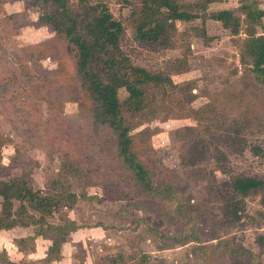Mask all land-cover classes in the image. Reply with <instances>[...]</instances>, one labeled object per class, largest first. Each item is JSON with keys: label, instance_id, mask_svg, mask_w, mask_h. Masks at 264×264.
Instances as JSON below:
<instances>
[{"label": "rangeland", "instance_id": "obj_1", "mask_svg": "<svg viewBox=\"0 0 264 264\" xmlns=\"http://www.w3.org/2000/svg\"><path fill=\"white\" fill-rule=\"evenodd\" d=\"M130 1L87 0L104 5L121 24L120 47L133 65L161 72L174 84L165 88L164 98L152 93L151 114L136 119L138 126L130 132L152 183L160 190L170 188L171 194L140 192L110 162V176L102 179L114 186L106 188L115 191L112 198L103 196L101 178L85 186L79 175H71L66 181L69 192L77 196L75 203H58L46 221L69 220L92 231L86 244L67 242L63 249L69 264H97L114 254L124 256L126 264H264L262 191L242 199L235 222L225 220L221 202L230 177L264 180L263 85L251 73L250 62L239 60V38L208 18L175 22L166 48L136 42ZM238 2L212 3L207 13L237 8ZM39 13L32 0H0V57L8 66L16 67L12 53L19 48L42 42L46 49L42 47L38 64L46 71L57 70L62 49L44 27L36 26ZM66 72L73 82L69 61ZM37 95L17 89L11 103L17 109L9 106L8 98L0 101V164L10 167L6 178L30 167L32 188L45 189L47 184V192L55 194L64 190V182L62 187L51 182L64 153L70 151L71 137L91 133L80 105L63 101L51 109ZM118 96L122 99L125 93L120 90ZM83 151L82 159L94 162L90 151L97 150ZM221 164L223 171L218 169ZM11 239L0 232V254ZM38 263L32 257L17 262Z\"/></svg>", "mask_w": 264, "mask_h": 264}, {"label": "trees", "instance_id": "obj_2", "mask_svg": "<svg viewBox=\"0 0 264 264\" xmlns=\"http://www.w3.org/2000/svg\"><path fill=\"white\" fill-rule=\"evenodd\" d=\"M32 1L40 8L36 26L44 27L60 44L62 58L57 60L56 71L43 70L38 64L44 56L42 47L45 43L42 42L23 46L12 53L16 67L8 66V62L0 57V63L4 64L0 70V101L8 98L5 101L9 106L17 109L11 103L15 100L12 94L18 89L26 94L32 91L38 93V99L51 109L63 101L76 103L82 107L84 121L91 133L83 138L78 134L71 137L70 151L64 153L55 181L51 182L59 183L60 187L64 182V190L55 194L47 192V184L45 189L32 188L30 167L6 178L3 175L8 174L10 167L0 164V231L31 228V236L13 239L12 243L18 252H27L34 250L36 237L47 240L49 246L38 264H50L60 261V246L70 233L80 229L69 220H61L58 224L46 221L57 209L58 203H75L77 196L69 192L67 177L79 175L85 186H93L100 178L110 176L107 169L113 162L118 170L134 181L140 192L161 196L171 194L170 188L160 190L152 183L151 173L130 132L138 126L134 125L136 119L141 120L151 114L152 93L164 98L165 88H174V84L161 72L147 71L130 62L119 43L122 26L104 5L90 4L87 0ZM220 2L131 0L130 22L134 39L143 45L166 48L175 31V22H188L195 18L219 22L229 35L239 38V60L250 62L251 73L264 87V26L261 21L264 11L259 9L257 0H239L235 10L207 13L208 5ZM66 61L71 63L73 82L72 79L69 82ZM120 90L125 93L122 99L118 96ZM83 150H97L96 153L90 151V154L94 153L91 155L94 162L82 159ZM218 169L223 171V165H218ZM90 173L96 177L90 178ZM101 182L103 196L112 198L115 191H106V188L114 187L112 183H106L104 179ZM263 188L264 180L230 177L228 191L221 197L225 220L237 221L242 199L257 191H262L259 204L264 211ZM0 257L1 264H15L8 260L4 250ZM124 258L121 254H114L103 257L97 264H126Z\"/></svg>", "mask_w": 264, "mask_h": 264}, {"label": "crops", "instance_id": "obj_3", "mask_svg": "<svg viewBox=\"0 0 264 264\" xmlns=\"http://www.w3.org/2000/svg\"><path fill=\"white\" fill-rule=\"evenodd\" d=\"M258 3V7L259 9L264 11V0H257ZM236 7H233L229 10H233ZM223 10V9H221ZM228 10V9H225ZM262 24L264 26V17L261 19ZM29 228H12L10 230H6V234H10L12 236L11 242L9 243V245L6 247L3 246V249L5 251V254L7 256L6 250L7 252L10 251L11 253V257L10 259L8 258L9 261L13 262V263H17L18 261H20L21 259H28V258H36L37 260H40L44 257V253L47 249V247L49 246V242L45 239H42L41 237H36L34 240V250L33 251H27V252H18L17 249L15 248L14 244L12 243L13 239H17V238H25L27 236H31L32 235V231L30 228V232L28 231ZM1 232V231H0ZM92 231L88 230L87 228H83V229H78L75 232H72L68 235L65 243H63L60 246V255H61V259L58 262H51L50 264H69V259L66 257V250L63 249L65 248L67 242H71V241H80L81 243L86 244V236L90 235ZM69 240V241H67ZM9 253V252H8ZM8 257V256H7Z\"/></svg>", "mask_w": 264, "mask_h": 264}]
</instances>
